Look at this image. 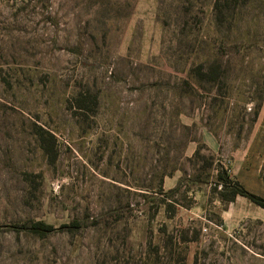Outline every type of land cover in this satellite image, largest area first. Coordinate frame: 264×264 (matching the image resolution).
Returning a JSON list of instances; mask_svg holds the SVG:
<instances>
[{
	"label": "rangeland",
	"instance_id": "374dc122",
	"mask_svg": "<svg viewBox=\"0 0 264 264\" xmlns=\"http://www.w3.org/2000/svg\"><path fill=\"white\" fill-rule=\"evenodd\" d=\"M263 125L264 0H0V264H264Z\"/></svg>",
	"mask_w": 264,
	"mask_h": 264
},
{
	"label": "crops",
	"instance_id": "0c3cea01",
	"mask_svg": "<svg viewBox=\"0 0 264 264\" xmlns=\"http://www.w3.org/2000/svg\"><path fill=\"white\" fill-rule=\"evenodd\" d=\"M248 152L252 159H247V169L239 175V178L249 191L264 197V182L261 178L264 162V125L257 134H254Z\"/></svg>",
	"mask_w": 264,
	"mask_h": 264
},
{
	"label": "trees",
	"instance_id": "16d2710c",
	"mask_svg": "<svg viewBox=\"0 0 264 264\" xmlns=\"http://www.w3.org/2000/svg\"><path fill=\"white\" fill-rule=\"evenodd\" d=\"M261 178L264 182V172H262ZM219 179L224 185V191L227 192V194H223L224 199L233 201L238 195H241L251 199L254 203L264 208V198L248 191L237 180L234 182L236 186H232L233 181L228 175L227 171H225V174H220ZM32 228L38 233L50 232L54 229L53 226L47 225L42 222L36 223Z\"/></svg>",
	"mask_w": 264,
	"mask_h": 264
}]
</instances>
